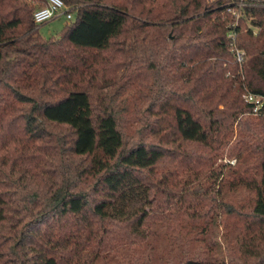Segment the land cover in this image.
I'll use <instances>...</instances> for the list:
<instances>
[{"label":"trees","instance_id":"1","mask_svg":"<svg viewBox=\"0 0 264 264\" xmlns=\"http://www.w3.org/2000/svg\"><path fill=\"white\" fill-rule=\"evenodd\" d=\"M63 1L0 0V264H264V0Z\"/></svg>","mask_w":264,"mask_h":264},{"label":"built area","instance_id":"2","mask_svg":"<svg viewBox=\"0 0 264 264\" xmlns=\"http://www.w3.org/2000/svg\"><path fill=\"white\" fill-rule=\"evenodd\" d=\"M47 2L48 4L46 6L39 7L34 12V21L37 24L45 23L62 15H66L68 19L72 18V14L67 11L68 8L63 0H47ZM238 58H241L240 54H238ZM244 98L246 101L255 104L254 110H257L261 104L260 99L252 94L244 95ZM231 163H233V161H231Z\"/></svg>","mask_w":264,"mask_h":264},{"label":"rangeland","instance_id":"3","mask_svg":"<svg viewBox=\"0 0 264 264\" xmlns=\"http://www.w3.org/2000/svg\"><path fill=\"white\" fill-rule=\"evenodd\" d=\"M67 21H69L66 17V15H62L60 17H56L54 19H51L45 23H42L41 24V27H40V31L42 33V35H44L45 37H50V36H53V35H56L58 34L65 26V24L67 23ZM236 127H235V124H234V132L236 133ZM223 161H226V158L224 157L223 158ZM233 161L232 159H230V162ZM214 231L215 233L217 234V240L218 242L220 243L219 245L221 247L223 246H227V243L229 242L230 243V237L232 236V232L231 231H227L224 233L225 235V239H221L219 236H220V233L224 231L223 227L218 224L217 222L214 223ZM162 245L165 246V241H162L161 242ZM232 245L235 246V244L233 243H230ZM165 248V247H164ZM218 255H220V257H224V254H223V249H218ZM226 263H227V260H225Z\"/></svg>","mask_w":264,"mask_h":264}]
</instances>
